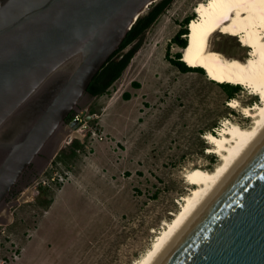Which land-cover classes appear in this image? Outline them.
I'll use <instances>...</instances> for the list:
<instances>
[{"label":"rangeland","instance_id":"rangeland-1","mask_svg":"<svg viewBox=\"0 0 264 264\" xmlns=\"http://www.w3.org/2000/svg\"><path fill=\"white\" fill-rule=\"evenodd\" d=\"M204 1L172 0L108 92L84 100L87 114L97 115L89 128L59 132L61 149L69 150L70 137L85 141V148L71 164L70 178L52 186L48 206L36 204L34 186L24 190L26 201L0 225V264H135L191 192L187 172L210 171L220 162L207 151L205 135H219L227 119L243 128L253 125V118L230 104L237 98L253 105L260 96L240 86L229 99L208 75L180 71L166 57L182 52L171 39L187 16H198L195 7ZM209 44L226 57L248 56L241 40L224 30ZM94 127L97 136L90 135Z\"/></svg>","mask_w":264,"mask_h":264},{"label":"water","instance_id":"water-1","mask_svg":"<svg viewBox=\"0 0 264 264\" xmlns=\"http://www.w3.org/2000/svg\"><path fill=\"white\" fill-rule=\"evenodd\" d=\"M157 1L0 0V225L61 149L67 116L81 112L83 129L97 117L90 82ZM159 264H264V139Z\"/></svg>","mask_w":264,"mask_h":264},{"label":"bare ground","instance_id":"bare-ground-1","mask_svg":"<svg viewBox=\"0 0 264 264\" xmlns=\"http://www.w3.org/2000/svg\"><path fill=\"white\" fill-rule=\"evenodd\" d=\"M197 18L189 23L188 45L182 60L192 67H203L210 79L233 83L246 88L261 102L242 105L233 98L231 106L240 107L245 116L253 118L249 128L240 127L229 119L219 135L207 133L209 153L220 156L212 170L195 167L186 174L193 185L183 197L177 212L157 233L151 246L135 264H159L180 236L222 187L230 174L264 139V2L262 0H207L195 7ZM235 36L248 48L245 59L226 57L211 47L210 38L218 31Z\"/></svg>","mask_w":264,"mask_h":264},{"label":"trees","instance_id":"trees-1","mask_svg":"<svg viewBox=\"0 0 264 264\" xmlns=\"http://www.w3.org/2000/svg\"><path fill=\"white\" fill-rule=\"evenodd\" d=\"M172 0H159L153 3L149 9L144 13L141 17L137 19L135 24L131 27V29L127 32L124 40L122 41L120 47L113 52V54L109 57L106 63L102 66V68L96 73L93 77L92 81L88 86V91L93 94L95 97L104 95L108 92L109 88L114 84L116 80H118L127 66L129 65L131 59L134 57L136 52L139 50L142 38L146 31L159 19V17L168 9ZM195 15L187 16L184 19L183 24L177 33L172 37L171 41L177 44L181 49L185 48L188 45V33H189V23L196 19ZM126 52L124 49L129 45H132ZM166 57H168L169 61L172 62L180 71L187 72L191 70L199 71L204 75H208L207 71L203 67H192L187 65L182 60V52L178 51L175 53L173 58L168 56V52L166 53ZM131 84H135L140 86V84L135 83L134 81ZM219 85L224 89L227 98L232 99L240 85L231 84L229 82L219 83ZM122 97L125 99H129L131 97L128 91H124L122 93ZM85 145V141L81 140L78 137H75L67 144L69 146V150L66 151L63 148L60 152L55 156L56 158L53 160V164L62 165L65 167H70L72 163H74L75 157L77 153L82 152ZM55 187H60L61 183L54 184ZM52 186H43L38 189V195L35 200L37 205H41L43 207L48 206L53 197H52ZM17 193L15 192V195ZM14 195V196H15Z\"/></svg>","mask_w":264,"mask_h":264},{"label":"built area","instance_id":"built-area-1","mask_svg":"<svg viewBox=\"0 0 264 264\" xmlns=\"http://www.w3.org/2000/svg\"><path fill=\"white\" fill-rule=\"evenodd\" d=\"M72 120L82 121V124L77 129L85 131L83 129V125L86 122L84 121V116L81 114V112H77L74 116H72L71 121ZM90 135H99V129L96 127L92 128L90 131ZM99 138H102L101 135L99 136ZM72 139L73 137H70L68 142H71ZM71 169L72 165H70V167H65L60 164L55 165L53 164V162H50L46 170L30 186H34V189L38 191V189L43 186H54V184L56 183H61V185H63V183L70 178Z\"/></svg>","mask_w":264,"mask_h":264},{"label":"flooded vegetation","instance_id":"flooded-vegetation-1","mask_svg":"<svg viewBox=\"0 0 264 264\" xmlns=\"http://www.w3.org/2000/svg\"><path fill=\"white\" fill-rule=\"evenodd\" d=\"M127 48V47H126ZM125 48V49H126ZM124 49V52H126L127 50H125ZM80 107H82V106H80ZM77 113V110H73L68 116H67V118H66V124H65V126H66V128H67V130H69V131H71V130H73V128L72 127H70V122H71V118H72V116H74L75 114ZM84 118H85V116H84ZM90 121V120H89ZM89 121L87 122V124H89ZM42 157H47L46 156V154H42L41 155ZM38 165L36 164V163H33L31 166H30V168L25 172V174L23 175V178H22V181L24 182V181H28V180H31L35 175H37V173H38V167H37ZM16 192V191H15Z\"/></svg>","mask_w":264,"mask_h":264},{"label":"snow or ice","instance_id":"snow-or-ice-1","mask_svg":"<svg viewBox=\"0 0 264 264\" xmlns=\"http://www.w3.org/2000/svg\"><path fill=\"white\" fill-rule=\"evenodd\" d=\"M262 2H264V0H262Z\"/></svg>","mask_w":264,"mask_h":264}]
</instances>
